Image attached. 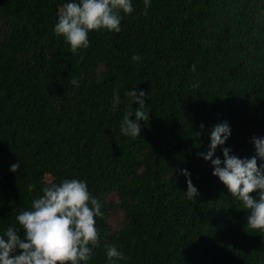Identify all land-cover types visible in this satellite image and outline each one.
<instances>
[{
	"label": "trees",
	"instance_id": "obj_1",
	"mask_svg": "<svg viewBox=\"0 0 264 264\" xmlns=\"http://www.w3.org/2000/svg\"><path fill=\"white\" fill-rule=\"evenodd\" d=\"M69 2L0 0V235L45 186L76 179L103 206L88 264H108L113 244L117 264H264V231L197 155L225 121L213 159L252 158L264 138V0H132L119 33L93 30L75 55L54 32ZM134 88L149 111L136 138L121 132Z\"/></svg>",
	"mask_w": 264,
	"mask_h": 264
},
{
	"label": "clouds",
	"instance_id": "obj_2",
	"mask_svg": "<svg viewBox=\"0 0 264 264\" xmlns=\"http://www.w3.org/2000/svg\"><path fill=\"white\" fill-rule=\"evenodd\" d=\"M145 9L150 0H144ZM134 11L132 0H72L65 3L59 12L58 22L54 27L57 36H63L70 45L73 55L81 49L90 47L89 33L105 29L119 33L124 14ZM133 61L141 57L135 55ZM193 72L196 70L193 64ZM70 83H78L75 77ZM199 87L198 84L193 85ZM126 96L137 102L135 119H130L133 110L124 115L121 132L125 136H141L140 121L147 122L149 111H146L147 93L136 88L126 91ZM118 98V97H117ZM201 129L204 125L201 124ZM199 136L200 133H197ZM231 136L227 121L213 126L210 131V147L207 153L198 156L211 161L213 175L217 176L232 193L242 202L250 214L246 228L264 231V169L258 166L257 156L264 159V138L253 137L256 156L243 158L231 154L230 148H223L224 159H213L219 146L225 145ZM20 163L11 165V171L17 172ZM181 174L187 179L186 195L192 200L199 196L197 187L191 180L187 169ZM35 184H30L32 191ZM43 194L31 202L30 210H22L16 217L19 227L9 226L0 235V264H88L94 255L93 249L98 246L99 233L96 217H102V204L92 196L86 181L65 179L60 184L52 183L42 189ZM253 193H257L253 196ZM23 233V238L21 237ZM108 264H117L125 260L123 252L115 245L107 247Z\"/></svg>",
	"mask_w": 264,
	"mask_h": 264
},
{
	"label": "rangeland",
	"instance_id": "obj_3",
	"mask_svg": "<svg viewBox=\"0 0 264 264\" xmlns=\"http://www.w3.org/2000/svg\"><path fill=\"white\" fill-rule=\"evenodd\" d=\"M119 216V215H118ZM115 221H117V217L113 216L110 218V225L113 226Z\"/></svg>",
	"mask_w": 264,
	"mask_h": 264
}]
</instances>
